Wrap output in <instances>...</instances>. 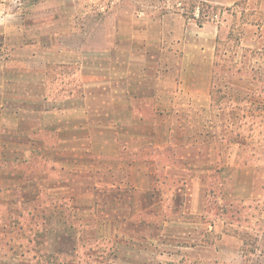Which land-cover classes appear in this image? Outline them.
<instances>
[{"label": "crops", "instance_id": "crops-1", "mask_svg": "<svg viewBox=\"0 0 264 264\" xmlns=\"http://www.w3.org/2000/svg\"><path fill=\"white\" fill-rule=\"evenodd\" d=\"M48 1L0 0V160L19 163L0 167V177L11 176L35 193L42 189L39 176L59 178L66 192L116 193L123 187L129 193L148 192L147 185L134 188L131 179L165 177L164 171L176 168L175 160L189 158L179 149L206 144L192 139L206 123L216 132L220 128L214 138L224 159L220 141L237 124H225L218 116L222 108L212 102L217 25L185 22L174 13L130 14L121 33L117 14L114 31L101 43L100 15L86 35L84 15L74 0H66L67 9L47 8ZM202 113L200 123L195 116ZM34 146L45 152L29 158L30 165L36 164L25 174L20 153ZM167 149L174 155L167 156ZM208 167L194 169L203 173ZM26 175L32 177L22 180ZM83 177L92 178L91 188L78 182L71 187L73 179ZM104 178L107 186L97 181ZM162 181L158 178L152 191H162ZM47 184L46 190L53 191ZM112 202L107 203L113 212L122 207Z\"/></svg>", "mask_w": 264, "mask_h": 264}, {"label": "rangeland", "instance_id": "rangeland-1", "mask_svg": "<svg viewBox=\"0 0 264 264\" xmlns=\"http://www.w3.org/2000/svg\"><path fill=\"white\" fill-rule=\"evenodd\" d=\"M73 3L84 15L86 35L93 18L100 15L101 43L109 31H114L117 14L123 24L121 33L125 32L127 18L143 14L174 13L185 22L217 25L221 59L213 57L214 63L219 62L213 73L217 72L221 93L231 94L229 100L219 102L223 111L218 116L225 124L233 121L237 128L225 130L224 140L220 141L222 160L214 138L220 128L216 132L207 123L202 129L200 126L192 139L206 144L178 150L180 156L189 158L175 160L176 168L164 171L165 177L160 174L162 191H152L158 188L156 176L148 178V182L131 179L134 188L147 185L148 192L138 189L129 193L123 187L116 193L104 188L105 192L97 194L63 191L60 179L51 176L36 178V183L42 185L39 193L25 190L30 187L17 184L11 176L0 177V264H264V0ZM65 4L66 0H49L45 5L67 9ZM228 78L243 91L237 92L235 86L228 88ZM230 106H235L236 111L230 112ZM195 117L200 123L205 120L203 113ZM177 136L176 132L179 142ZM165 154L171 156L174 151L167 149ZM240 157L250 162L242 163ZM18 164L0 160L1 168ZM30 164L21 163L20 170L26 174L36 162ZM206 165L203 173L194 169ZM29 177L32 176L22 180ZM97 181L103 186L109 183L107 178ZM47 182L53 185V191L46 190ZM77 182L90 188L94 184L92 178L83 177L73 179L71 187L76 188ZM117 182L124 181L118 178ZM23 189L25 194L21 193ZM76 199H81L80 203L71 202ZM108 200L112 204L117 200L122 207H115L113 212ZM119 218L127 223L116 224L114 219ZM242 230L252 247L257 246V251L246 258L241 251ZM120 232L129 236L123 239Z\"/></svg>", "mask_w": 264, "mask_h": 264}, {"label": "trees", "instance_id": "trees-1", "mask_svg": "<svg viewBox=\"0 0 264 264\" xmlns=\"http://www.w3.org/2000/svg\"><path fill=\"white\" fill-rule=\"evenodd\" d=\"M198 13H202V11L199 9L198 10ZM216 58L218 59H221V50L217 47V51H216V54H215ZM219 62L218 61H215L214 65L215 66H218ZM227 71H229L228 69H226ZM231 70V69H230ZM217 79H218V76H217V72H214L213 73V80H212V102H213V106L215 108H221L222 106L218 105L219 102L221 103V101H224L225 98L226 100H229L231 98V94L226 95V94H222L221 93V89L218 88L217 86ZM227 83V87L228 88H231V87H234L235 85L233 83H231V81L228 79H226V82ZM236 88H234L237 92L238 91H243V87H240V86H235ZM216 97V98H215ZM235 99V98H234ZM236 102L237 99H235ZM226 102V101H225ZM35 148H28V150H24L23 152H21L20 154H22L24 156V162H29V158L31 156H38L40 153H43L45 152V150L43 148H40L39 146H34ZM39 149V151H38ZM42 149V150H41ZM241 235H242V256L243 258H246V257H250L251 253L253 252H256L257 251V246H253L252 247V243L250 242V240L246 237V232L245 231H241ZM257 240V239H256ZM255 240V242H256ZM247 260V259H246Z\"/></svg>", "mask_w": 264, "mask_h": 264}, {"label": "built area", "instance_id": "built-area-1", "mask_svg": "<svg viewBox=\"0 0 264 264\" xmlns=\"http://www.w3.org/2000/svg\"><path fill=\"white\" fill-rule=\"evenodd\" d=\"M197 13H198V9H197ZM2 15H0V19H1Z\"/></svg>", "mask_w": 264, "mask_h": 264}]
</instances>
